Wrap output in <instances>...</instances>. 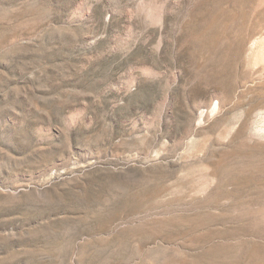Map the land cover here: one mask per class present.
I'll return each instance as SVG.
<instances>
[{
  "label": "rangeland",
  "instance_id": "rangeland-1",
  "mask_svg": "<svg viewBox=\"0 0 264 264\" xmlns=\"http://www.w3.org/2000/svg\"><path fill=\"white\" fill-rule=\"evenodd\" d=\"M0 264H264V0H0Z\"/></svg>",
  "mask_w": 264,
  "mask_h": 264
}]
</instances>
